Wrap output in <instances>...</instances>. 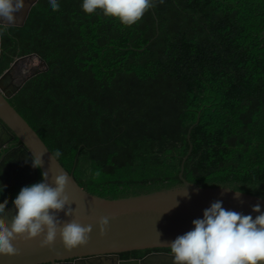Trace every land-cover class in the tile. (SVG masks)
Listing matches in <instances>:
<instances>
[{
	"label": "trees",
	"instance_id": "16d2710c",
	"mask_svg": "<svg viewBox=\"0 0 264 264\" xmlns=\"http://www.w3.org/2000/svg\"><path fill=\"white\" fill-rule=\"evenodd\" d=\"M59 4L38 0L1 34L0 75L31 53L30 67L46 61L8 100L83 188L180 185L192 143L187 180L264 198V0H155L130 26Z\"/></svg>",
	"mask_w": 264,
	"mask_h": 264
},
{
	"label": "water",
	"instance_id": "95a60500",
	"mask_svg": "<svg viewBox=\"0 0 264 264\" xmlns=\"http://www.w3.org/2000/svg\"><path fill=\"white\" fill-rule=\"evenodd\" d=\"M37 1L27 0L21 18L15 25L25 23ZM34 55L31 53L17 58L0 75V121L11 135L10 138L16 136L21 142L0 158V187L30 183L36 180L42 171L48 173V182L51 183L54 175L63 172L68 177L65 191L69 200L75 201L68 207L75 209V214L65 216L64 212L60 211L58 218L77 219L81 224L92 225V230L86 243L71 249L64 247L59 235L47 246H41L42 236L30 240L17 237L12 242L17 249L16 253L0 255V264H104V261L108 264H172V257L166 252H154L145 258L131 260L121 259L120 253L167 248L168 242L190 230L191 221L202 217L203 209L217 199L222 200V207L225 209L251 214L253 218L258 215L252 211L253 205L259 203L261 211H264L262 197L238 190L240 196L236 198L231 187L201 186L187 180L184 177V168L193 148L192 143L181 163L180 185L120 198L99 196L83 188L58 158L51 159L52 151L45 141L8 100L28 79L48 69L46 61L39 56V64L25 72L17 83L10 85L6 82L20 60ZM197 123L198 120L190 127L189 138L192 127ZM41 154V167H32L31 155L35 157ZM185 191L187 196L182 194ZM14 215L15 208L11 203L4 215L0 216V222L9 224ZM102 216L109 219L108 225L103 229L98 226V219Z\"/></svg>",
	"mask_w": 264,
	"mask_h": 264
},
{
	"label": "clouds",
	"instance_id": "9594fccd",
	"mask_svg": "<svg viewBox=\"0 0 264 264\" xmlns=\"http://www.w3.org/2000/svg\"><path fill=\"white\" fill-rule=\"evenodd\" d=\"M26 2L0 0V34L19 22ZM46 2L52 11L60 7L59 0ZM154 3L155 0H81L80 7L87 14L99 10L105 16L116 18L122 25L130 26L154 7ZM50 156L55 160L61 156V152L56 149ZM42 157L43 154L31 155V166L40 168ZM48 179V173L42 171L40 181L22 186L13 198L15 215L9 224L0 222V255L16 253L12 242L17 237L30 240L42 236L41 246H47L59 235L66 249L88 241L92 225L81 224L77 219L58 218L60 211L65 216L75 214V209L68 207L75 201H70L65 191L67 175L63 172L56 174L51 183ZM231 190L234 197L240 196V191ZM3 192L4 189L0 188V195ZM182 194L188 195L186 191ZM222 203L219 199L212 201L203 209L202 217L191 221L190 230L167 243L172 264H264V211H261V205L257 203L252 206V211L258 213L253 218L251 214L225 209ZM7 208L6 200L0 203V216ZM108 223V217L98 219L101 229Z\"/></svg>",
	"mask_w": 264,
	"mask_h": 264
},
{
	"label": "flooded vegetation",
	"instance_id": "af4514ba",
	"mask_svg": "<svg viewBox=\"0 0 264 264\" xmlns=\"http://www.w3.org/2000/svg\"><path fill=\"white\" fill-rule=\"evenodd\" d=\"M20 64L14 66L12 69V83L19 79L22 76V72H20ZM23 71L24 68H23ZM11 135L6 131L5 127L3 126V123L0 121V158L3 157L4 153L10 150L13 147H16L21 142L19 139L14 136L13 138H10ZM11 186H2L0 188H10ZM166 252L170 253V248H154V249H139V250H131V251H125L120 253L121 259L125 260H131V259H142L147 256L152 255L154 252ZM104 264H108L107 261H104Z\"/></svg>",
	"mask_w": 264,
	"mask_h": 264
},
{
	"label": "rangeland",
	"instance_id": "374dc122",
	"mask_svg": "<svg viewBox=\"0 0 264 264\" xmlns=\"http://www.w3.org/2000/svg\"><path fill=\"white\" fill-rule=\"evenodd\" d=\"M34 60H35V56H31V57H27L25 59H22L18 62V64H20V66H21L19 71L22 72V76L25 74L26 71H29V69L31 68L30 65L32 64V62H34ZM23 68L25 71H23ZM22 76L19 79H17L16 81H14V83H17L22 78ZM12 81H13V79H12V73H11V76L9 77V79H7L6 82L11 85V84H14V83H12Z\"/></svg>",
	"mask_w": 264,
	"mask_h": 264
}]
</instances>
